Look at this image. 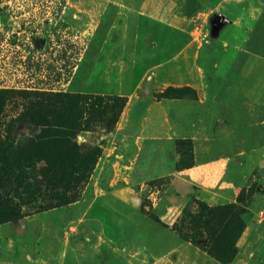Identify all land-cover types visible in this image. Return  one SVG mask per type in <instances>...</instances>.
Returning <instances> with one entry per match:
<instances>
[{
  "label": "rangeland",
  "instance_id": "rangeland-1",
  "mask_svg": "<svg viewBox=\"0 0 264 264\" xmlns=\"http://www.w3.org/2000/svg\"><path fill=\"white\" fill-rule=\"evenodd\" d=\"M196 199L231 259L175 228ZM0 264H264V0H0Z\"/></svg>",
  "mask_w": 264,
  "mask_h": 264
},
{
  "label": "trees",
  "instance_id": "trees-1",
  "mask_svg": "<svg viewBox=\"0 0 264 264\" xmlns=\"http://www.w3.org/2000/svg\"><path fill=\"white\" fill-rule=\"evenodd\" d=\"M190 90L189 87L184 88H174L169 87L168 90L165 91V97H175L180 94H183V91ZM171 91V92H170ZM173 91V92H172ZM188 94V93H187ZM191 97H196L195 94L191 93ZM70 97H73L77 102H80L81 104L87 105V106H98L101 108H105L107 104H109V101H106L105 98L101 95H83V94H71ZM117 98V97H116ZM115 98H110V100H113ZM117 100H126L125 98H118ZM126 101H124V104ZM105 110V109H104ZM103 113V112H102ZM100 113V114H102ZM99 114V118L101 115ZM117 114V113H116ZM79 115V114H78ZM103 116V115H102ZM90 119V116L89 118ZM95 119V122L97 123V119ZM104 118L102 117L101 120ZM78 120V119H76ZM51 125V123H46V126ZM62 127H66L63 123L56 124L51 128L50 131L51 134L54 136L63 137L64 132L62 131ZM32 140L34 138H31ZM182 143L187 144L189 147L190 153H192V144L189 140L185 141H179L178 145L181 146ZM82 148L85 153H92L95 157H98L101 155V149L99 146H83ZM183 159L181 160L179 164V172H188L192 175H194L197 182L200 184L207 185V181H203L199 179L198 171L199 169L194 166V163L190 164L189 166H183L182 165ZM223 163L222 160H218L216 162V167L221 165ZM225 170L223 169L222 173ZM200 180V181H199ZM209 184V183H208ZM196 202L199 204L198 210L194 212L191 210V208H186L183 212L182 217L179 219V221L176 223L175 228L185 235L188 239L197 242L200 239H203L207 241L209 244L208 247H210V250L218 255L223 260H229L233 257V254L235 253V248L233 246L234 243L232 241L231 243V233H233L234 239L236 236H238L239 232L243 228V217H241V213L237 209L235 204H225V205H219V206H209L205 202H202L199 199H196ZM217 219V220H215ZM216 221V222H215ZM226 223V225H225ZM221 226L222 230L220 233H218L214 239V235L218 230V227ZM222 235H226L227 238L230 239L229 241H225L224 244L219 243V237ZM211 241L215 243V245H211ZM224 245V246H222ZM219 246V247H218ZM213 249V250H212Z\"/></svg>",
  "mask_w": 264,
  "mask_h": 264
},
{
  "label": "crops",
  "instance_id": "crops-1",
  "mask_svg": "<svg viewBox=\"0 0 264 264\" xmlns=\"http://www.w3.org/2000/svg\"><path fill=\"white\" fill-rule=\"evenodd\" d=\"M243 51L244 49H242L240 46H232L231 47V51H230V55H231V67L234 71L237 70V68L241 67L243 64V62L241 61L243 59ZM232 96V94H231ZM187 173V172H186Z\"/></svg>",
  "mask_w": 264,
  "mask_h": 264
}]
</instances>
